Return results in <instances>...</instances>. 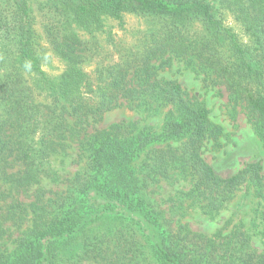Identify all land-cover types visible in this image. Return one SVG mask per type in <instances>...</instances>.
<instances>
[{
	"label": "trees",
	"instance_id": "trees-1",
	"mask_svg": "<svg viewBox=\"0 0 264 264\" xmlns=\"http://www.w3.org/2000/svg\"><path fill=\"white\" fill-rule=\"evenodd\" d=\"M15 4L12 22L0 10V33L17 39L20 65L40 76L45 101L34 97L38 87L27 88L16 81L8 86L9 75H4L0 85L4 96L0 98V237L8 222L19 228L28 215L13 204L6 208L2 204L3 181L26 189L41 177H52L50 157L65 150L67 139L78 141L88 160L73 180V191H56L43 201L38 190L30 225L16 239L12 253L0 252V264H80L84 256L103 260L118 252L127 256V250L116 249L118 244L122 247L118 231L93 235V247L76 257L59 256L83 228L102 216L135 225L162 264H264L263 257L245 248L238 228L221 242L224 253L231 254L220 260L214 251L208 254L213 247L204 237L199 242L181 229L162 227L141 195L155 180L180 177L191 182L190 196L204 202L201 207L209 214L219 212L243 185L264 200L259 162L246 163L229 177L214 172L201 154L203 141L217 134L207 109L195 105L179 83L158 79L153 65L170 52L195 58L244 103L254 117L255 132L264 141V0H45L54 12H62L63 18L85 30L90 25L99 29L104 15L122 25L123 12L157 20L118 52V60L100 62L90 73L83 64L93 59L91 41L65 28H48L50 44L65 64L57 80L40 68L27 0ZM122 105L168 107V111L158 131L139 128L134 122L84 135L90 120ZM15 162L22 166L17 175L9 171ZM105 243L107 250H101Z\"/></svg>",
	"mask_w": 264,
	"mask_h": 264
},
{
	"label": "rangeland",
	"instance_id": "rangeland-1",
	"mask_svg": "<svg viewBox=\"0 0 264 264\" xmlns=\"http://www.w3.org/2000/svg\"><path fill=\"white\" fill-rule=\"evenodd\" d=\"M16 1L0 0V10H3V15L9 14L6 17L10 22ZM27 5L37 43L36 49L40 54V68L53 80L59 78L65 69V64L50 44L48 28L54 31L58 29L64 31L65 28V32H75L81 38L91 41L93 59L83 64L85 71L90 73L100 62L106 64L110 59L118 60L119 51L123 52L126 45L137 40L143 32L157 23V20L149 17L123 12L122 25H119L114 18L104 15L100 19L99 29L90 25L85 30L63 18L62 12H54V8L47 6L45 0H27ZM226 21L230 25L234 24L230 17H227ZM16 40L13 36H4L0 33V85L6 80L5 76L9 75L8 86L16 81L18 85L27 88L38 87L39 90L34 92V97L37 101L44 102L45 94L40 90L42 86L40 76L30 73L20 65ZM153 65L158 79L179 83L195 105L207 109L209 120L217 128L215 129L217 134L208 136L203 141L201 154L217 175L229 177L239 171L244 164L253 162L261 164L264 174V141L255 132L254 117L248 114L239 98L229 94L220 77L201 67L195 58L179 57L171 52L155 60ZM0 98H4L1 91ZM167 111L168 107L152 109L146 105L138 108L122 105L104 112L98 120H90L88 125H84L83 132L84 135H89L94 131L108 129L113 124L134 122L139 128L152 127L158 131ZM87 160L78 141L67 139L65 150L50 157V169L54 174L52 177H41L38 183L26 189L16 186L10 180L1 183V192L4 193L2 204H5V208L8 204H13L16 210L28 212V215L19 228L11 221L7 223L6 233L0 237V252L6 256L12 253L16 247V239L30 225V212L37 192L41 191L39 193H43L42 200L46 201L53 197L56 191L64 194L73 191V180L77 174L84 171ZM20 167L22 168L19 162H15L9 171L17 175ZM191 187L189 180L180 177L171 181L158 179L141 195L145 199L147 209L162 227L171 226L175 231L181 229L193 235L195 241L201 242L204 239L210 241L209 246L213 248L208 254L214 251L220 260L229 257L231 253L227 251L225 254L220 245L221 242H225L227 235L238 228L243 233L245 248L247 246L264 258V200L256 196L252 187L241 186L233 198L225 202L219 212L214 214L206 212L207 209L203 210L201 205L204 202L199 203L190 196ZM98 202L100 203L101 200ZM114 231L120 233L122 245L121 247L118 244L116 249L123 253L127 250V256H122L119 252L118 255L111 254L105 260L100 257L84 256L80 264H162L135 225L105 216L95 219L83 228L74 240L67 244L65 250L59 251V256L76 257L87 248L93 247L94 241L91 239L93 235L100 237L101 233L109 234ZM132 241H134L133 245H130ZM106 246L107 243L102 244L101 250H107ZM112 246L110 245L109 248Z\"/></svg>",
	"mask_w": 264,
	"mask_h": 264
}]
</instances>
